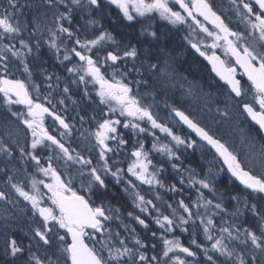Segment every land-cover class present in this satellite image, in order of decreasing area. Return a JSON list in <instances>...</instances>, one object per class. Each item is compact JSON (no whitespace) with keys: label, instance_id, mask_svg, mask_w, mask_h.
<instances>
[{"label":"snow or ice","instance_id":"6c2138e0","mask_svg":"<svg viewBox=\"0 0 264 264\" xmlns=\"http://www.w3.org/2000/svg\"><path fill=\"white\" fill-rule=\"evenodd\" d=\"M106 3L119 9L124 20L130 23L137 17L155 18V15L173 26L185 25L190 20V31L185 36L187 43L207 61L211 72L227 88L214 98L213 93L202 88L179 83L181 104L164 100L168 119L186 126L199 138L186 140L175 134L156 111L159 92L167 97L169 88L176 89L178 84L166 57L163 63L160 57L156 63L139 61L138 49L130 45L125 46L122 54L119 49H109L104 54L105 42L117 43L110 33L102 31L95 38L81 40L80 30L71 27L75 13L91 16L94 10L102 8L101 0H39L38 3L25 0L23 4L21 0H0V95L11 114L0 116V201L13 209L24 201L30 205L32 222L29 231L24 232L28 240L25 247L22 240L9 238L8 230H15L12 215L0 216V228L6 237L4 264H201L180 257L182 253L195 258L197 252L185 247L178 237L162 236V253L149 257L147 243L130 222L121 218L120 209L103 202L95 205L90 198L78 194L72 189L71 181L65 183L61 179L53 161H63L65 167L81 165L79 173L88 177L85 188L88 192L107 190L108 176L117 184L123 183L133 207L140 213L129 211L128 217L145 230L151 231L141 214L151 216L154 212V222L164 233L175 229L188 232L185 226L191 222L190 243L203 254L204 264H264V0H227V4L224 0L219 3L215 0H106ZM25 8L30 12H25ZM230 12L243 25V31L231 26L232 16L227 15ZM148 35L160 39L154 31ZM42 42L55 53L57 62L69 74L64 79L82 86L85 98H90L94 91L97 107L104 106L100 108L104 118L92 117L94 130L85 129L81 133L85 147L98 152L103 162L99 166L93 165L83 153L73 155L75 149L65 146L74 125L66 122L55 109L57 104H65V97L71 99V88L65 84L63 95L57 101L54 93L58 94L62 77L43 67L39 73L43 77L41 83L49 91L44 96L46 103L40 102L41 85L34 79V65L28 58L35 56L39 60ZM218 49L224 58L217 54ZM14 71L21 72L24 78H17ZM238 75L246 77L247 85ZM32 92L36 93L35 99ZM185 102L187 108L183 106ZM12 105H22L25 110H14ZM205 115L211 126L203 122ZM46 117H52L63 129L59 138L45 127ZM85 119L80 115L81 124ZM248 121L255 127L249 126ZM120 125L131 129L134 138L137 130L148 136L154 135L153 130H159L177 148L195 150L198 147L202 152L212 153L214 161L222 162L220 170L226 168L240 185L230 197L235 202L233 210H228L223 196L213 187L211 169L203 176L193 169H182L175 162L180 156L169 144L159 143V138L153 142L152 151L166 158L179 176L180 186L167 185L161 179L166 171L164 162L154 163L143 141L138 147L133 146L125 176L116 160L109 163V153L119 156L128 143L118 131ZM109 141H114V145ZM45 153L47 167L42 162ZM37 174L46 179L38 178ZM137 182L148 186L155 194V201L142 194ZM184 186L195 189L196 199L191 204L183 198L175 205L168 203L171 214H164L156 203L162 200L159 190L182 193ZM20 211L26 213L27 208ZM217 216L220 224L215 223ZM113 220H120L118 227H123V234L109 226ZM198 232H202L207 245L198 242ZM151 235L156 237L157 233L151 231Z\"/></svg>","mask_w":264,"mask_h":264},{"label":"rangeland","instance_id":"374dc122","mask_svg":"<svg viewBox=\"0 0 264 264\" xmlns=\"http://www.w3.org/2000/svg\"><path fill=\"white\" fill-rule=\"evenodd\" d=\"M218 1H220V0H218ZM31 2L32 3H38L39 0H31ZM21 3L23 4L25 2L22 1ZM225 3L227 4V1ZM24 11L25 12H30V9L25 8ZM77 13H75V15ZM133 15H135V13H133ZM227 15L232 16V20L235 21V22H237L239 24V30L240 31H243V25H241L239 23V20H238V18L235 17L234 13H231L230 12ZM137 19L144 20L145 18L137 17ZM65 26H68L67 25V22H65ZM71 26H74V22H73V24ZM77 28L79 29L78 26H76V29ZM94 28H95V25H93V24H88L86 26V29L88 30L89 33H91L92 31H94L93 30ZM65 39H66V37H65ZM146 39H147V35L140 34V41H145ZM116 42H117L116 44H111V45L114 46V50L119 49L120 52H121V54L123 53V50H124L125 46H129V45L130 46H133L132 43H130V42H124V43L123 42H119V41H116ZM42 44H43V42H42ZM69 46L71 47L72 46V43ZM62 47H63V45H62ZM136 48L139 51V61H146L147 63H156L157 62V57L160 56V54H158V56L155 57L154 54H156L157 51H153V49H151L150 47H146V46H143L142 47V44L137 45ZM93 51L95 52L96 50L94 49ZM40 53L43 54V55H45V56H43L44 58L41 57ZM40 53H39V60L38 61H46V60L52 61V60H55V64H57L58 66L64 68L62 65H60L57 62L55 53L50 52V50H49V48H48V46L46 44H43V46L40 49ZM221 54L223 55L222 52H221ZM45 57H46V59H45ZM165 57L168 59L170 65H171L173 59H172L171 56H169L167 54H163V55L160 56V58H161L160 59V62L163 63V59ZM61 59H62V55H61ZM28 60H29V62L32 61L33 62V65H35L34 62L37 61V59H36L35 56L29 57ZM139 61H138V63H139ZM64 71H65V75H63V77L61 76L62 79L60 81V89L58 90V94L56 93V100L58 101L61 98V96L63 95L62 90H63V87L65 86V84H67L71 88V92L69 93L70 96L72 95V93H76V92H79V91L81 92V95L83 96V87L82 86L73 85L71 83V79H64V78H66V77L69 76V74L66 72L65 69H64ZM170 71H174L175 79L178 81L177 87H176V89L169 88V90H168V96L167 97H165V95H164V93L162 91L159 92L160 103H159V106L156 109V111L159 113L160 119L163 120L167 125H169L170 127L174 128V129L180 130V127H179V125L177 123H173L172 120H169L168 119V109H166L164 107V103H163L164 100L167 98L168 103L176 102L178 105L181 104V102H182L181 101V89L179 87V83H183L185 87H187L189 85H194L197 89H201L202 88L205 92H211V93H213V97L214 98L216 97V95L218 93H221L223 90H226V88L223 87V88L218 89L217 85L211 84V82H212L211 80L208 81L206 78H205V80H202L201 79L202 70L199 71V77H200L199 82L196 81V80H188L189 77H187L188 79L187 78H184L180 73H177L175 70H173L172 66L170 68ZM14 75L17 78H21V79L24 78L23 74L21 72H18V71H14ZM41 78L43 80V77H41ZM34 79H35V77H34ZM52 83L53 84L56 83L55 77H53ZM40 85H41V92H40L39 99H40V102H45L44 101V96L48 93V90L49 89H47L42 84H40ZM32 96L35 99L36 98V93L35 92H32ZM65 101L66 102H65L64 105L57 104V107H56L55 110L64 113L66 115V117H67V113H70L73 110H75V111L77 110L76 105L78 104V102H75L74 99L72 98V96H71V99H67V97H65ZM46 106H49V105L46 104ZM183 106L185 108H187L188 107V104L185 102L183 104ZM221 106H223L222 100H221ZM11 107L14 110L17 107L20 108V111H24L25 110L22 105H12ZM213 107H215V105ZM214 114L215 113L213 112V115ZM5 115L11 116V114L8 112V106L5 105V104H3V98H2V95H0V116H5ZM114 118H116V117H114ZM12 119H15V118H12ZM203 122L206 123V124H209V120H208L207 115H205ZM19 126L21 128H23V125H19ZM209 126H211V124H209ZM94 128H95V125H93V129H88V128H86L83 125H80V127L74 126L72 128V135L66 137V139H65V146L66 147H69L70 149H75V152L72 153L73 155H75L76 152L82 153L83 148L85 147V142L83 141V139L81 137V133L84 132L85 129L94 130ZM122 129L124 131H126V132H128V133H130V134L133 135V132H132L131 129H124L123 126H122ZM55 132L57 133V136L59 137V133L62 132V131H59L58 130V131H55ZM153 132H154V135L153 136H148L146 133H139L138 130H137L136 136L146 135L150 139V141L152 142V144H153L154 141L157 140V138H159V140H158L159 143H167V144H169L176 151L177 155L180 156V150L182 148H184V146H180L178 148V151H177V146L174 144V142H169L168 140H166V139H169L171 141V138L170 137H167L166 134L160 133L159 130H153ZM185 139L186 140H191L188 136H185ZM28 140L30 142V140H31V137L30 136L28 137ZM114 143H115L114 141H109V144L110 145H114ZM189 150L190 151L197 150V151L201 152V149L198 148V147L195 150H193V149H189ZM205 152L206 153H209V151H207V150H205ZM94 153L96 155L94 157V159L95 160H98V162H100V165H101L103 162L99 160V154H98V152L94 151ZM152 153H154V155L158 156L159 158H161L163 160H166L165 157H162L158 153H156L154 151H152ZM110 154H112V153H110ZM16 155L18 156L19 153L17 152ZM87 157H88V155L86 154L85 155V158H87ZM42 162L44 163V166L47 167L48 161L46 160V158L43 157L42 158ZM17 163H18V161H17ZM92 164L95 165V166H99V163H98V165H96L95 162H93ZM204 164H205V167H206L205 168V174L209 172V169H211V171L213 173V176H214L213 183L218 182L221 179V177L223 176V172H224V170L223 171L220 170L221 169L220 162L214 161L213 158H209L208 160H205L204 161ZM53 165H54V167H57L58 174L61 175V179L65 183L71 181V187H72L73 190L77 191L78 194H81V195L85 196V198H88L89 197L90 192L85 191L88 177H87V175H84V176H81L80 175L79 169L82 167L81 165H71L70 167H65L63 161H60V162L53 161ZM85 172H87V169H85ZM126 175H127V170H126ZM38 178H40V179H46V178H44L41 175ZM144 186L148 187L147 185H144ZM187 189L188 190H191V191H193L195 193V198H194V200H195L196 199L195 189L194 188H190V187H187ZM17 199H19V198L17 197ZM230 203L231 204L229 206H226L229 211L233 210V207H234L235 202L230 199ZM25 207L27 208V212L26 213L25 212H21L20 211V208H25ZM6 209H8L9 211L6 212L5 211ZM195 211H196V209L193 208V212H195ZM200 211L203 212L204 209H200ZM7 214H11L12 215V223L15 225V230H16V231L15 230H12V229H9L8 230V232H9V238L14 237L15 234L24 235V232L29 231V226L32 223L31 220L29 219V217L31 216V208H30V205H25V202L21 200L19 207L16 208V209H13L11 205H4V203L2 201H0V216L7 215ZM122 215L123 214L121 213V218L123 219V216ZM225 219H229L230 220L231 217L225 216ZM241 219H244V218H241ZM250 220H251V218H250ZM152 221L155 224L153 218H152ZM220 222H221L220 221V217L217 216L215 218V223L216 224H220ZM105 223L106 224H109V222H105ZM111 223L109 224V226L112 228V230L114 232L115 231H120L122 234L124 233L123 227H118L120 225V220H113ZM196 224L199 225V220L196 221ZM156 227H158V226L156 225ZM160 230H162V229H160ZM88 231H91V230H88ZM168 234H170V233H168ZM97 235H99V234H97ZM5 239H6V237L4 235V229L0 228V256H2V257H3V249H4V246H5ZM237 250H239V248ZM203 258H204V256H203ZM185 260H189V259H185ZM189 261H197V260H189Z\"/></svg>","mask_w":264,"mask_h":264},{"label":"trees","instance_id":"16d2710c","mask_svg":"<svg viewBox=\"0 0 264 264\" xmlns=\"http://www.w3.org/2000/svg\"><path fill=\"white\" fill-rule=\"evenodd\" d=\"M2 10V9H0ZM75 26L79 27L80 34L82 31V24L78 23L75 19L74 21ZM76 29V27L74 28ZM133 37H135L134 33H131ZM84 35V34H83ZM83 35H80V39H83ZM71 41L69 42V45H71ZM41 57L44 58L43 54H41ZM46 59V57H45ZM34 71H35V80L37 83H41L42 78L38 74L40 72L41 67L46 68L49 73H55L57 75H60L63 77L65 75L64 68L58 66L55 64V60L49 61H36L34 62ZM30 64H33V62L30 61ZM206 76V77H205ZM205 78L209 81L210 76L206 70H202V76L201 79L205 80ZM217 85L218 89L222 88L218 82L215 83ZM56 97V93H54ZM72 98L74 99L75 102H78L76 105L77 110L71 111V113H67V117L70 118V121L74 122L77 125H80L79 120H80V115H84L85 118H91L89 115L91 112H95V107L98 103V98L95 97V92L93 91L90 95V98H85L84 96L81 95V92H76L72 93ZM95 101V102H94ZM18 110V109H15ZM248 123V122H247ZM249 124V123H248ZM249 126L254 127L253 125L249 124ZM122 131V130H121ZM184 137L188 136L190 139H193V137L189 136L187 132L184 130ZM255 135V133H253ZM124 139L128 141L125 149L128 151H131L133 146H139V142L143 141L145 149L146 146H148L147 142V137L145 136H137L136 138L133 137V135L129 134L128 132L124 133ZM182 148L181 153H180V161L176 162L178 166H180L182 169H193L195 172L199 173L201 176L204 175L205 172V164L204 161L208 160L209 158H213L212 153H206L205 151H190L189 149ZM44 155V154H43ZM154 163L158 161L164 162L166 171L162 174L161 179L167 184H177L179 185V176L173 172L171 169L170 165L167 164V161H164L162 159H158L157 157H152ZM119 164L120 167L124 166V163H127L125 160L123 153H120V156L114 158ZM110 163H112V160H109ZM128 165V164H127ZM30 170H33L30 168ZM184 178L187 180L188 178V173H184ZM108 182V189L107 190H99L97 192L96 189H94L92 195H91V202H93L95 205H99L102 202L105 203L106 206H112L119 208L121 210V213L123 214L122 216L125 218L127 222H130L133 224V226L136 228L137 233L139 237L144 240L147 243V255L151 257L152 255L156 254L159 255L162 253L163 249V240L161 239L162 236L168 238V239H173V238H179L180 242L185 246L189 247L192 250L197 252V256L195 260L200 261L201 264H204V258L202 253L200 252L199 249H196L191 243V238H192V223L190 222L188 225L185 227L188 228V232H180L179 229H175L171 234L164 233L162 230L158 229L154 223L151 221L150 217H154L156 214L153 212L151 216H145L143 214L142 217L146 220V222L149 224L150 230L155 231L157 233L156 237H152L151 231L143 229L139 224H137L135 221H131L130 218L128 217V212L132 211L134 213L140 214L137 209L133 208V203H132V198L129 197V195L123 190V185H119L116 187L113 184H110ZM139 189L141 190L142 194L146 196V198L153 199L155 201V194L149 190V188L139 185L137 182ZM213 187L215 188L216 192L218 195L223 196V203L225 206H229L230 203V197L234 195L240 188V185L237 184V182L231 178L225 171L223 172V176L221 179L213 183ZM206 194L209 196V198H213L210 193H207V190H205ZM102 193V194H101ZM159 194L162 197L161 201H156L157 205L161 208V211L166 214L170 215V210L167 208L168 203H172L175 205L179 199L183 198L187 203H191L194 198H195V193L191 190H188L186 186H184V191L182 193H171L168 191H165L164 189L159 190ZM214 202H215V198ZM249 222L251 223V220L249 218ZM199 225L197 224V227ZM20 240L23 241L25 247H27V237L24 235L18 234ZM198 242L201 243L202 245H207L206 241L204 240L202 232H198L197 235ZM155 244V248L152 247V245ZM182 259H189V257H185L182 253L179 254ZM4 259V258H3Z\"/></svg>","mask_w":264,"mask_h":264},{"label":"flooded vegetation","instance_id":"af4514ba","mask_svg":"<svg viewBox=\"0 0 264 264\" xmlns=\"http://www.w3.org/2000/svg\"><path fill=\"white\" fill-rule=\"evenodd\" d=\"M22 1L25 2V0H21V2ZM226 1L227 0H224V3ZM215 2L219 3L220 1L215 0ZM101 4L102 8L94 10L91 16H89L87 13H82L79 11L75 15L73 22L76 19L78 23L83 25L85 28L84 34L87 39L95 38V36L99 35L100 32L106 31L113 36L115 41L123 43L130 42L133 46L137 47V44H134L133 42V36H131V33L133 32L134 35L138 36V42L142 44V47H150L153 49V51H157V53L154 54L155 57H157L158 54H160V56L163 54L171 56L173 59L171 64L173 70H175L177 73H180L184 78L189 77V79L187 78L188 80H196L199 82V71L202 69L208 70V66L190 47L185 39V36L190 31V28L188 27V25L191 24L190 20L185 25L173 26L167 21L160 19L158 15H155V18L148 17L144 20L137 19L136 21L130 23L124 20L119 9L113 5H108L106 0H101ZM89 20L96 21V23L93 24L95 25V28L93 29L94 31L91 33H89L86 29V26L89 24L87 21ZM230 23L234 29L239 30V24L237 22L231 20ZM208 27L211 26L208 25ZM152 31L157 33V36L160 37L159 40H155L148 35V33ZM140 34L147 35V39L145 41H140ZM109 49L114 50V46H112L111 43H104L102 49L104 54H106V51ZM217 54L224 58L219 49L217 50ZM108 78L110 79V76ZM238 78L242 81V76L238 75ZM56 123L57 122H55L52 117H46L44 121L45 127L49 130L50 134L57 136V133L53 132L51 129V126ZM86 154L88 155L86 159L92 160L91 154L88 152Z\"/></svg>","mask_w":264,"mask_h":264},{"label":"water","instance_id":"95a60500","mask_svg":"<svg viewBox=\"0 0 264 264\" xmlns=\"http://www.w3.org/2000/svg\"><path fill=\"white\" fill-rule=\"evenodd\" d=\"M211 26V25H210ZM202 58V57H201ZM203 59V58H202ZM204 60V59H203ZM204 62H206V64H207V61H205L204 60ZM208 65V64H207ZM209 67H210V65H208ZM210 70H211V68H210ZM213 74V73H212ZM214 75V74H213ZM246 78V77H245ZM218 81H219V79L218 78H216ZM221 82V81H220ZM222 84H223V82H221ZM224 85V84H223ZM224 86H226V85H224ZM227 87V86H226ZM250 123H251V121H249ZM181 126H183V125H181ZM184 128H186L194 137H195V133H192L186 126H183ZM196 139H199L198 137H195ZM222 163V162H221ZM225 170H226V172H227V169L225 168ZM234 179V178H233ZM238 183V182H237Z\"/></svg>","mask_w":264,"mask_h":264},{"label":"bare ground","instance_id":"6f19581e","mask_svg":"<svg viewBox=\"0 0 264 264\" xmlns=\"http://www.w3.org/2000/svg\"><path fill=\"white\" fill-rule=\"evenodd\" d=\"M160 43V42H159ZM161 47V46H160ZM47 91V90H46ZM49 91V90H48Z\"/></svg>","mask_w":264,"mask_h":264}]
</instances>
